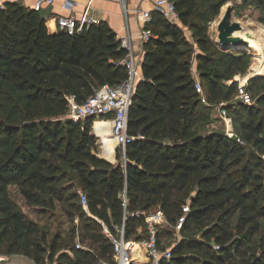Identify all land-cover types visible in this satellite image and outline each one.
Segmentation results:
<instances>
[{"label": "trees", "instance_id": "16d2710c", "mask_svg": "<svg viewBox=\"0 0 264 264\" xmlns=\"http://www.w3.org/2000/svg\"><path fill=\"white\" fill-rule=\"evenodd\" d=\"M179 23L151 11L146 27L152 37L143 45L142 79L128 110L127 132L133 137L113 164L114 139L104 129V151L97 155L93 117H66V95L78 102L96 87L126 77L119 59L120 39L100 21L69 35L49 33L32 8L6 2L0 7V255L22 254L36 264L57 263L56 239L48 243L40 227L12 199L14 186L25 203L52 208L55 202L77 204L80 242L68 264H97L110 259L112 245L102 223L115 233L124 224L125 239L146 238V224L136 211L160 208L175 223L182 205L190 211L183 237L170 260L161 264H264V90L263 76L250 78L246 90L255 104L236 101L237 81L249 66L248 55L221 51L200 21L219 14L227 0H172ZM249 1L262 10L264 0ZM192 31L195 43L182 26ZM194 52L204 96L191 73ZM211 64H214L211 66ZM226 102L234 135L198 132V115ZM232 109V110H231ZM109 124V123H108ZM107 124V125H108ZM99 123L96 122V127ZM72 177L79 192L64 196L60 182ZM157 227V240L161 243ZM163 245V244H162ZM144 261L143 256L134 258Z\"/></svg>", "mask_w": 264, "mask_h": 264}, {"label": "built area", "instance_id": "2783aa9c", "mask_svg": "<svg viewBox=\"0 0 264 264\" xmlns=\"http://www.w3.org/2000/svg\"><path fill=\"white\" fill-rule=\"evenodd\" d=\"M52 0H36L32 9L36 12L41 11L45 3H51ZM77 3V0H65L66 7H73ZM4 0H0V7H3ZM92 5V0H86L84 8L79 17L73 14L67 16H57L56 23L59 31H64L69 35L82 31L85 27L93 23H98L88 15ZM123 9L128 11L123 1ZM151 11H157L163 15L168 21L172 23H179L178 13L175 9V4L172 0H154L153 9H136L139 20L142 23V27L138 32V39L140 47L143 52V45L149 41L153 36L152 32L146 27L151 20ZM127 28V27H126ZM120 47L125 49V55L119 59L118 64H121L125 71L126 77L115 85L103 84L96 87L92 94L88 96L84 101L78 102L74 96L66 95L67 109L66 117L74 122H80L87 117H93L91 123V131L97 139L100 152L104 151V135L103 131L106 127L105 122H110L109 135L114 139L113 154L117 149H120L122 155L126 144L133 139L127 132L128 126V110L131 105L135 86L138 81L142 79L141 74V61L139 56L134 52L132 39L129 34L120 39ZM230 83V80H228ZM195 89L200 95L201 101L208 105L204 96V91L199 80L195 79ZM234 102L236 101L244 104H252L253 98L246 90V81L239 82L237 85V92L234 96ZM226 102H219L217 105L220 111L221 123L224 126V133L228 137L234 135L233 123L231 116L227 113L223 106L227 105ZM99 121L101 124L96 127L95 122ZM79 201L83 210L88 213L87 196L84 192L79 191ZM190 211L189 201L182 205V211L180 216L176 218L175 223L171 224L167 221L165 215L160 208L143 213L136 211L135 216H142L146 224V238L141 241L134 239H125L124 236V224L120 227L116 226L115 233H112L103 223V233L105 237L110 241L112 245V257L110 259L97 258V264H161L163 260H170L173 252V246L164 247L157 240V227L160 225H170L176 231H180L183 223L185 222L187 215ZM135 245H139L142 248V256L144 261L137 262L133 258L132 250ZM74 246L76 249L89 250L87 246H83L80 242V237H76ZM49 264V263H47ZM54 264V263H53Z\"/></svg>", "mask_w": 264, "mask_h": 264}, {"label": "rangeland", "instance_id": "374dc122", "mask_svg": "<svg viewBox=\"0 0 264 264\" xmlns=\"http://www.w3.org/2000/svg\"><path fill=\"white\" fill-rule=\"evenodd\" d=\"M225 3H228L233 7L232 18L235 21H238L240 24L248 27H260L264 29V15L262 10L257 8V6L249 1L245 2L244 0H227ZM224 3V4H225ZM220 14V11H219ZM219 14L213 18H207L203 21H200V25L203 29H206V33L209 38L214 42L217 30L214 27V20L216 21L219 18ZM249 22V23H248ZM213 25V26H212ZM187 38L192 41L191 43H195V40L192 38V31L189 30L187 26H182ZM215 28V29H214ZM216 32V33H215ZM193 52H191V59L195 58V48L197 47L195 44L192 45ZM218 48V47H217ZM219 49V48H218ZM198 50V49H197ZM199 51V50H198ZM250 53V52H249ZM249 58V66L244 73H237L233 78L229 79L230 82L237 81L242 82L241 79L247 75L249 68L253 63V57L248 55ZM196 60V58H195ZM214 64H211L213 66ZM264 77V73L262 74ZM238 76V78H236ZM237 79V80H235ZM249 79L246 80V84ZM262 87L257 89L256 91L261 92L264 90V79L261 81ZM253 96V103L255 104L254 98L257 94L255 89H251ZM264 111V107H262ZM232 110V109H231ZM220 111L218 106H210L209 109L203 111L201 115H198V122L196 128L198 132L201 134H205L211 131H223L224 126L221 123ZM233 116V113H231ZM97 155L101 156L100 148L96 139V148ZM116 150L114 155V160L111 161L113 164L117 163L120 158V152ZM66 177L64 180L60 182V185L66 187L64 196L70 195L72 192L81 191L80 187L76 184V181L70 177ZM9 192L17 204V206L22 210V212L32 221H34L41 229V231L45 234L48 243H51L52 240L56 239V251H57V263L59 264H68L70 261L74 260L75 252L72 250L74 247L76 237H80L81 229H80V217L77 204L71 206L70 203H76V201L69 200L68 202H55V206L52 208H41L38 206L27 205L22 198V196L17 192L14 186L9 187ZM158 228L161 231V243L164 247L175 246L178 241L183 239V237H200V233L195 229L189 232L176 231L170 225H160ZM3 256V255H0Z\"/></svg>", "mask_w": 264, "mask_h": 264}, {"label": "crops", "instance_id": "0c3cea01", "mask_svg": "<svg viewBox=\"0 0 264 264\" xmlns=\"http://www.w3.org/2000/svg\"><path fill=\"white\" fill-rule=\"evenodd\" d=\"M35 1L36 0H4V3L15 2L31 8ZM85 1L86 0H77V3L70 8L65 6V0H52L51 3H45L38 13L44 18L48 32L55 33L59 31L56 23L57 16L73 14L79 17L84 8ZM123 1L128 9L127 12L123 9ZM153 2L154 0H92L88 15L97 20V22H106L119 39L129 34L132 39L134 52L139 56L140 61H142L143 52L138 39V32L142 27V23L137 13H135V10H152ZM198 50L196 47L195 52L198 53ZM191 73L194 79L200 81L195 58H193V60L191 59Z\"/></svg>", "mask_w": 264, "mask_h": 264}, {"label": "water", "instance_id": "95a60500", "mask_svg": "<svg viewBox=\"0 0 264 264\" xmlns=\"http://www.w3.org/2000/svg\"><path fill=\"white\" fill-rule=\"evenodd\" d=\"M232 12H233V7L229 4L226 5L223 15L217 24L218 40L214 41V43L221 51L241 52V53H245L246 55H250L248 52V41L242 36L236 35L234 33L235 31L240 30L242 27L238 21L233 20ZM257 76H263V75L262 74L252 75L249 76L247 79ZM99 157L104 160H107L101 156ZM0 264H36V263L25 255L12 254L8 256H0Z\"/></svg>", "mask_w": 264, "mask_h": 264}, {"label": "bare ground", "instance_id": "6f19581e", "mask_svg": "<svg viewBox=\"0 0 264 264\" xmlns=\"http://www.w3.org/2000/svg\"><path fill=\"white\" fill-rule=\"evenodd\" d=\"M226 5H228V3H225L221 7L219 18L216 21L214 20L213 25L216 28V30H217V24L223 15ZM241 27L242 28L240 30L235 31L234 33L236 35L242 36L248 41V52H250L249 54H251V56L253 57V63L251 67L249 68L247 75L244 77V79L243 78L241 79V81L244 82L249 76L264 73V29L260 27L248 28L242 24H241ZM217 40L218 39L216 35L215 41ZM236 78H238V76H236ZM96 122H98L99 125L101 124L98 120ZM104 124L106 125L105 129H107L108 126H110V122L108 121L105 122ZM132 255H133L132 259L141 257L142 248L139 245H135L132 250Z\"/></svg>", "mask_w": 264, "mask_h": 264}]
</instances>
